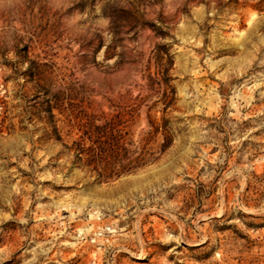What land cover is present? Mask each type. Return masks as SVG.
<instances>
[{"label": "rangeland", "instance_id": "obj_1", "mask_svg": "<svg viewBox=\"0 0 264 264\" xmlns=\"http://www.w3.org/2000/svg\"><path fill=\"white\" fill-rule=\"evenodd\" d=\"M120 113L147 162L100 176ZM0 264H264V0H0Z\"/></svg>", "mask_w": 264, "mask_h": 264}, {"label": "trees", "instance_id": "obj_2", "mask_svg": "<svg viewBox=\"0 0 264 264\" xmlns=\"http://www.w3.org/2000/svg\"><path fill=\"white\" fill-rule=\"evenodd\" d=\"M105 14L111 17L112 23L115 25L124 23L135 27L138 24V19L132 14L131 10H125L110 2L106 5ZM155 56L158 67L157 76L155 78L151 76V78L156 80L162 88V101L166 107H169L174 100L173 90L170 85L171 77L169 76L172 60L167 49H163L161 46L157 47ZM123 123L121 113L102 124L88 123L86 125L88 129L84 134L90 141V145H85L84 137L75 142L76 160L80 162L85 160L87 165L94 166L99 175L104 177L116 175L121 170L139 167L147 162L146 157L149 153L145 150V147L142 148L137 157L132 158V156H129L130 150L126 147V134L119 128ZM167 124L168 121L165 117L162 118L161 124L152 123L155 133H158L161 128L163 129L165 143L162 144V151L166 149L170 138ZM126 161L128 162L125 163Z\"/></svg>", "mask_w": 264, "mask_h": 264}]
</instances>
